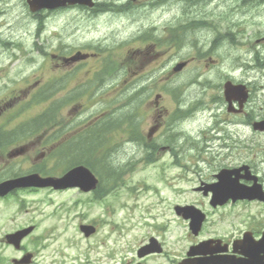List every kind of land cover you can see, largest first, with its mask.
Here are the masks:
<instances>
[{"label":"rangeland","instance_id":"374dc122","mask_svg":"<svg viewBox=\"0 0 264 264\" xmlns=\"http://www.w3.org/2000/svg\"><path fill=\"white\" fill-rule=\"evenodd\" d=\"M119 1L111 0L118 5L128 2ZM13 4L9 23L0 29V131L3 130V134L15 133L21 122H30L49 105L46 101L28 103L35 91L48 87L49 78L61 71L64 74L75 71L71 67L77 61L66 63L64 56L85 51L87 45L94 46L99 52L109 53L108 58L115 62L116 70L106 89L79 85L80 79L85 78L84 73L95 68V62H90L89 71L81 68L78 74L77 71L70 73L67 78L72 85L61 87L56 80L55 87L63 89L58 100L74 93L68 91L71 86L75 87L73 89L79 87L77 89L83 92L76 93V97L58 108L53 123L45 128L41 126L37 131L30 129L15 138L14 143L24 144L28 150L15 160L8 161L5 157V163L0 165V179L29 170L43 171L47 175L60 174L59 168L53 166L59 162L63 165L64 160L74 156L63 160L54 152L55 147L98 120L131 116L140 123L138 135L141 132L145 137L150 127L159 124L160 128L152 139L143 138L146 145H158L155 152H148L130 135L132 127L128 119L111 133L107 130L108 124L103 123V136L109 139L107 145L104 143L100 157L90 154V162L99 161L104 154L107 164L116 171L114 177L101 178L94 194L77 189L38 188L20 190L0 198V264H14L13 258H20L27 252L34 254V264H115V259L127 251L133 254L148 235L155 234L151 225L166 223L167 215H177L176 204H193L207 215H264V207L256 202L213 208L210 196H203L195 189L200 178L212 179L221 165H233L242 160L244 155H227V145L239 135L245 140L240 143L241 154L247 143H251L254 150L251 155H258L255 162L264 178V158L260 157L264 134L251 126L232 123L233 118L242 122L243 115L229 117L220 107L214 110L215 117L209 118L198 107V116L192 117L198 119L193 124L185 117L172 118L166 131L176 100L181 102V107H187L191 101H195L194 106L205 99L204 89L212 94L229 77L253 81L255 94L249 112L255 120L263 119L264 104L261 101L264 95L261 93L264 90L260 78L264 79V73L257 68L243 73V68H238L233 59L231 40L219 37L218 32L224 34L235 29L237 19H254L252 22L261 19L264 22V5H247L243 0H167L163 3L140 0L130 10L109 12L102 21L86 12L69 9L46 18L44 27L39 28L38 16L31 13L27 5L21 0H13ZM245 7L248 11L240 13ZM254 8L260 11L254 13ZM202 21L211 26L204 27ZM178 36L184 39L178 42L180 47L174 46L176 41L173 39ZM104 42L109 44L103 50ZM212 49L214 53L201 57L200 51ZM243 54L246 58L251 56L246 52ZM216 59H223V62H215L211 67L209 61ZM184 60L191 63L178 74L170 73L174 65ZM108 71L105 68L98 76H104ZM251 72L254 75L249 76ZM93 77V74L89 76L91 80ZM203 78L207 81L204 87ZM87 88L90 93L84 92ZM157 94L161 95L160 108L154 110ZM10 95L16 98H10ZM9 100L12 105L7 107L3 103ZM19 111L22 112L16 118ZM215 118L218 123L214 122ZM41 123L37 121L39 126ZM90 130L94 135V128ZM213 132L218 135L215 151L207 146L213 144V140L208 139ZM169 135L175 142L167 141ZM104 167L112 174L111 168ZM82 223H95L99 230L85 236L79 227ZM32 224L36 229L23 240L20 250L6 243V233ZM229 226L225 222L219 227L229 229ZM169 228L170 231L162 236L165 243L176 246L186 242L178 224L171 222Z\"/></svg>","mask_w":264,"mask_h":264},{"label":"flooded vegetation","instance_id":"af4514ba","mask_svg":"<svg viewBox=\"0 0 264 264\" xmlns=\"http://www.w3.org/2000/svg\"><path fill=\"white\" fill-rule=\"evenodd\" d=\"M119 1V0H118ZM109 2V4H107ZM120 2V1H119ZM247 5H264V0H243ZM114 5H118L113 2ZM131 4V2H127ZM111 0H95L93 7H88L86 5L77 4L73 8H77L76 11L86 12L90 16H99L108 14L113 9L110 7ZM12 6V0H0V26H3L9 23V9ZM128 6V5H127ZM243 8L241 12H247L248 9ZM244 10V11H243ZM62 11L61 9H55L47 11L46 16H52L54 14ZM258 8H254L252 12L257 13ZM254 19L243 18L237 19L235 21V29H232L227 33L230 36L232 43V52L237 61V67L243 68V73H246L247 70L258 69L264 73V22L261 19H257L258 22H252ZM4 27V26H3ZM255 28L251 29L250 28ZM216 28V27H215ZM1 29V28H0ZM217 29V28H216ZM1 34V31H0ZM241 35V36H240ZM215 51L212 49L208 52L201 53V57H205L207 54H212ZM244 52L248 53L251 56L245 57ZM199 57V58H201ZM191 63V61H189ZM214 60H210L209 64L211 67L214 66ZM261 63V64H258ZM201 74V73H200ZM254 75V72H251L249 76ZM261 77V76H260ZM206 86V78H203ZM235 84H246L244 100L242 103L236 99V95L232 96L231 107L229 101L225 97L224 92V83L220 84L218 89L209 94L207 89H204L203 96L204 100L200 101V109L202 113H207L210 118L217 108H224V111L229 117L235 115H243V121H237L238 119L232 120V123L237 125L239 124L244 126H251L254 129V123L258 120H255L249 112L250 102L254 98L255 90L252 87L253 81L245 78H229ZM227 79V80H229ZM262 79V78H261ZM264 80V79H263ZM264 85H262V89ZM264 95V92L261 95ZM209 98V99H207ZM264 99L261 103L264 104ZM195 101L189 103V107L193 105ZM264 120V116H262ZM217 122L218 119H215ZM264 134L263 132H260ZM239 135L231 144L227 145L229 153L228 156L232 157L233 155L242 156V160L230 166L235 169L233 174L234 177L237 176L239 182L245 186L251 187L254 186L255 182L260 186L261 190L264 192V178L259 174L257 163L255 159L258 158L257 154L251 155L253 152V147L251 143H247L246 150L241 154V142L245 140L241 139ZM243 138V137H242ZM248 140L249 138H245ZM237 141V142H236ZM244 146V145H243ZM223 147V146H222ZM224 148V147H223ZM9 149V146L7 147ZM28 150V149H27ZM6 150L1 147L0 143V164L4 162V155ZM264 158V149L263 154L260 156ZM263 162V161H261ZM264 196V195H263ZM250 203L256 202L259 205L264 207V200L254 199L251 201L239 200L236 203ZM228 203H235L229 201ZM204 221L202 223V228L200 232L196 235L190 232L188 224L189 219L181 215H175L178 220V223L186 224L188 234L183 240L186 242L180 243L176 246L173 244H166L162 241L161 236L159 235L161 249L155 252H149L143 256L139 255V247L147 242L143 243L135 250L133 254H126L120 260L117 261L118 264H179L180 262H186V264H192L195 261L202 259L210 264H263L264 263V244L258 243L264 236V215H203ZM218 216V217H216ZM216 217V218H215ZM187 219V220H186ZM228 222L230 224L229 229H221L219 226L222 223ZM163 232L166 231V227H161ZM192 236L199 237L195 239ZM128 253V252H127ZM232 258L230 262L219 261L220 258Z\"/></svg>","mask_w":264,"mask_h":264},{"label":"water","instance_id":"95a60500","mask_svg":"<svg viewBox=\"0 0 264 264\" xmlns=\"http://www.w3.org/2000/svg\"><path fill=\"white\" fill-rule=\"evenodd\" d=\"M67 2L75 3V0H32L31 5L33 10H37L44 7H55L59 5H65ZM183 67V64L178 65L176 70H179ZM227 90H230L228 87ZM228 178L225 180L227 183ZM97 179L92 174V172L85 168L84 166H79L68 172L63 178L56 180L55 178H41L38 174H32L24 177H19L16 179L8 180L0 184V195L6 194L10 190L20 187V186H48L54 185L59 188H64L68 186L79 185L85 190H90L95 188ZM213 191L215 193L213 204L220 202L221 193L220 188L214 186ZM183 211V215H203L199 210L194 207H186ZM179 210V212H181ZM33 227H29L16 233L10 234L7 236L8 241L14 243L16 246H19L20 241L24 236L32 231ZM86 234L89 235L93 229L91 227L85 228ZM29 257H26L22 262H27Z\"/></svg>","mask_w":264,"mask_h":264},{"label":"trees","instance_id":"16d2710c","mask_svg":"<svg viewBox=\"0 0 264 264\" xmlns=\"http://www.w3.org/2000/svg\"><path fill=\"white\" fill-rule=\"evenodd\" d=\"M101 130H103V129L101 128V129L95 131L94 134L95 135H99ZM90 135H92V134H90ZM92 140H93V137L81 139L80 142H78L75 145V149H74V146L72 145V147H71L72 148V152H74L77 155V157H84V155L88 152L89 148L91 147V141ZM97 140H98V137L95 138L94 142H96ZM100 163L106 164V166L109 167V168H111V169H115V167H113L112 165L107 164V162L105 161V159H103L102 161H100L98 163L99 166H100ZM92 167L94 168V165H92ZM103 171L105 172V174H108L105 169ZM112 172H113V170H112Z\"/></svg>","mask_w":264,"mask_h":264}]
</instances>
